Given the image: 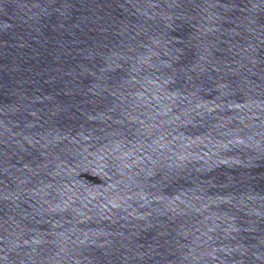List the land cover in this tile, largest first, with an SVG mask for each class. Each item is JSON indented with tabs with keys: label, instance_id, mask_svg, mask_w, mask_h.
I'll return each mask as SVG.
<instances>
[{
	"label": "water",
	"instance_id": "1",
	"mask_svg": "<svg viewBox=\"0 0 264 264\" xmlns=\"http://www.w3.org/2000/svg\"><path fill=\"white\" fill-rule=\"evenodd\" d=\"M0 264H264V0H0Z\"/></svg>",
	"mask_w": 264,
	"mask_h": 264
}]
</instances>
